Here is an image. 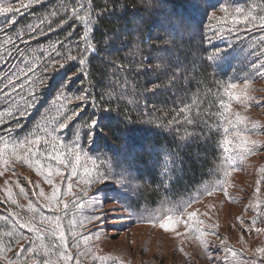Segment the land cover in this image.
Here are the masks:
<instances>
[{
    "label": "trees",
    "instance_id": "obj_1",
    "mask_svg": "<svg viewBox=\"0 0 264 264\" xmlns=\"http://www.w3.org/2000/svg\"><path fill=\"white\" fill-rule=\"evenodd\" d=\"M262 25L264 0H0V264H264ZM108 187L133 219L185 203L183 240L116 244Z\"/></svg>",
    "mask_w": 264,
    "mask_h": 264
},
{
    "label": "rangeland",
    "instance_id": "obj_2",
    "mask_svg": "<svg viewBox=\"0 0 264 264\" xmlns=\"http://www.w3.org/2000/svg\"><path fill=\"white\" fill-rule=\"evenodd\" d=\"M260 102H264V99ZM234 176L237 182L242 181V177L238 174ZM109 189V187L105 188V190L99 192L97 195L103 201L100 224H102L101 228L105 230V233L108 232L109 236L111 235L114 240L116 239V244L120 245L119 243L124 242L125 236H127V238L130 236V240L135 248H137L138 244L141 246L140 248H142L145 243L149 247L148 250H150V254L155 248H160V250L164 252L170 245L178 244L183 240L180 236H183L185 229L190 225L188 219L190 212L184 210L186 207L185 203H182L183 205L179 204L177 208H174L171 204H163L164 206L159 205L152 210L145 211L140 214V216L137 215L138 217L133 219L129 217L127 212L122 208V203H120L121 206L119 204V201L124 202L126 200L127 193L117 189ZM230 192L238 197V194L234 192L233 189H231ZM239 197L241 199L243 196ZM195 207L201 211L203 209V204L198 203ZM176 212L179 214H176ZM224 213L225 212H223V216ZM167 216H171L173 221L168 230L160 227V224ZM224 218L226 217L224 216ZM143 220L146 221L144 223L151 222L152 225L143 223L137 225L138 222H142ZM134 221H136V224L133 227L131 225L135 223Z\"/></svg>",
    "mask_w": 264,
    "mask_h": 264
},
{
    "label": "snow or ice",
    "instance_id": "obj_3",
    "mask_svg": "<svg viewBox=\"0 0 264 264\" xmlns=\"http://www.w3.org/2000/svg\"><path fill=\"white\" fill-rule=\"evenodd\" d=\"M12 9H9V8H5V9H3L2 11L3 12H8V11H11ZM239 11V10H238ZM81 19H83V18H81ZM262 26H264V25H262ZM81 63H83V61H81ZM232 89H236L237 88V85L236 84H232L231 86H230ZM234 99H236L238 102H239V100L241 99V97H239V96H234L233 97ZM228 107H230V106H226V108H228ZM237 120H240V117H239V114H237ZM39 142H40V137L39 136H37L34 140H32V141H27V143H29V144H39ZM244 143H246L247 141H243ZM229 143H231V142H229ZM22 147H23V145H22ZM35 153H33V155H34ZM17 159H19V157H17ZM76 160H77V163L79 162V157L77 156L76 157ZM37 163H39V161H36ZM61 163H63L64 161L63 160H61L60 161ZM74 171H75V169H73ZM49 183H51V181H49ZM69 189H71V186H69ZM173 221H172V217L171 216H167L165 219H164V221L160 224V227H162V228H164V229H166V230H168L169 229V227H170V224L172 223ZM178 222V221H177ZM258 231H259V229H257ZM61 239H63V234L61 233ZM67 259H72V257H66Z\"/></svg>",
    "mask_w": 264,
    "mask_h": 264
}]
</instances>
